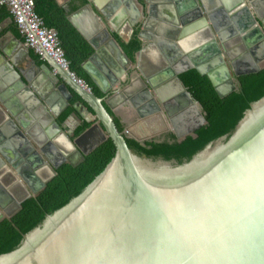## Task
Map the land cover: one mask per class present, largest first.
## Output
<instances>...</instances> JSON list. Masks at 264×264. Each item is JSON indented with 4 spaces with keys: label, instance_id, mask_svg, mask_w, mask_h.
<instances>
[{
    "label": "water",
    "instance_id": "water-1",
    "mask_svg": "<svg viewBox=\"0 0 264 264\" xmlns=\"http://www.w3.org/2000/svg\"><path fill=\"white\" fill-rule=\"evenodd\" d=\"M144 1L149 5L137 21L141 47L134 56L107 31L118 62L99 63L108 78L105 87L99 82L102 73L89 71L102 97L89 84L90 90L81 86L70 68L52 64L60 67L55 78L96 104L82 133H64L67 145L35 138V124L25 121V109L31 111L25 91L17 94L25 88L21 72L10 60L0 63V130L14 131L13 140L20 137L23 146L20 155L9 156L0 143V220L13 217L41 192L63 163L77 165L108 139L115 145L112 159L84 190L29 231L19 247L1 254L0 264H264V96L251 103L226 140L207 144L188 162L154 161L126 143V138L144 142L167 132L182 140L207 125L202 105L181 78L184 72L206 75L224 97L237 89L238 76L264 68V0H182L177 14L167 17L170 23L161 22L164 30L155 32L150 28L156 7ZM88 6L68 17L78 29L75 18ZM171 7L172 2L165 8ZM134 18L129 19L133 25ZM84 36L93 46L88 62L98 60L101 48ZM162 37L171 39L174 52L162 48ZM149 50L157 65L152 73L140 60ZM174 82L178 92L163 94ZM20 98L25 107L18 115L10 103ZM126 100L141 119L120 130L105 105ZM155 120L159 124L152 129ZM53 142L62 152L55 157ZM73 152L79 160L67 161Z\"/></svg>",
    "mask_w": 264,
    "mask_h": 264
},
{
    "label": "trees",
    "instance_id": "trees-1",
    "mask_svg": "<svg viewBox=\"0 0 264 264\" xmlns=\"http://www.w3.org/2000/svg\"><path fill=\"white\" fill-rule=\"evenodd\" d=\"M33 1L34 9L44 24L57 32L71 71L93 87L91 79L83 70V64L92 54L93 48L68 19L69 13L76 6L65 9L56 0ZM1 9L4 15L11 17L5 5H1ZM13 24L17 29L14 21ZM123 47L126 53L133 57L141 47V41L135 34L129 42L123 43ZM181 78L193 98L202 105L207 125L201 127L196 135H189L182 140H176L171 134L144 142L126 138L128 147L138 155H145L154 161L162 159L175 164L188 162L207 144L214 143L221 137H225L226 140L251 103L264 96V68L238 76L237 89L224 97L216 92L208 77L196 69L184 72ZM114 120L122 130L123 126L119 119ZM89 124L86 121L80 124L75 136L82 133ZM114 154L115 145L108 139L87 154L77 165L66 162L59 166L56 175L47 182L41 192L24 201L22 208L13 217L0 220V255L19 247L29 231L41 226L48 215L80 194L105 168Z\"/></svg>",
    "mask_w": 264,
    "mask_h": 264
},
{
    "label": "crops",
    "instance_id": "crops-1",
    "mask_svg": "<svg viewBox=\"0 0 264 264\" xmlns=\"http://www.w3.org/2000/svg\"><path fill=\"white\" fill-rule=\"evenodd\" d=\"M181 1L182 0H151L156 7L154 9V14L156 15L154 16V21L151 23L150 31L155 32L156 29L158 30L161 28L164 30L163 27L160 26V23H170L167 17L172 18L173 13L177 14L182 5ZM56 2L65 9H71V7L75 5V9H73L69 15L76 11L81 5L89 3V9L81 12L75 18L77 25L81 29H78L70 20L69 21L84 38V34L89 36V39L92 40L96 46L101 48V53L97 57L98 60L96 59V61L88 62V58L83 64V70L89 78V71H100L103 76L102 79L100 78L101 80L99 79V82L102 87H105L108 78L99 68V63L106 58L117 61L116 54L118 53L115 48V43L112 41L107 31L111 33L112 37L125 51L123 43L129 42L135 34L137 35V21L145 17L149 3L144 0H66V3H59L56 0ZM170 2L173 3L174 7L165 8L166 4ZM142 13L144 16H142ZM130 17H135L134 25L130 23ZM167 28L168 27H165L166 33H172V30H166ZM86 40L91 45L89 40ZM170 40L171 39L168 40L167 37L160 38L162 48L169 53L174 52V46L169 42ZM111 41L114 45L110 43ZM152 54V50H149L140 59L143 67L146 70L149 69L151 73L154 72L152 70L157 66ZM4 60L6 62L10 60L12 64H14V68L19 69L21 72L19 78L24 82L25 88H21L22 90L18 91L17 94L25 91L23 100L25 98L26 104H28L31 109V111L25 109L27 112L24 114L25 121H30V126L35 124L34 130H32L35 138L40 142L44 141L45 138L48 141L58 139L61 141L62 145L63 143L67 145L68 142L64 133L71 134L70 136L74 137V133L78 126L86 119L92 118L88 110L94 112L92 105L96 107V104L93 101L82 99L61 77L58 79L55 78V76H59L58 70H60V67L53 69L52 64H57V62L53 58L48 61L47 58L40 57L34 49L26 44L23 37L15 28L12 17L4 15L0 4V63ZM50 69H53V71L50 72ZM92 83L93 90L97 96L102 97L104 93L101 91V87L93 81ZM5 87L9 88L8 85ZM178 88L179 86L175 82L170 83L162 90V93H177ZM15 90L19 89L16 88L14 91ZM18 100L20 102H12L10 105L17 109L16 113L18 112L19 115L21 112L19 109H22V106L25 107V105L20 104L23 103L21 98ZM105 106L113 117L119 119L123 127L125 125L137 124L141 119L136 106L130 100L119 102L112 108L109 105ZM158 124L159 123L155 120L154 125L150 127L154 129ZM143 129L146 130V128H135L138 133H141ZM13 132H10V134L8 132L7 134L5 130H0V143L3 144V149L5 148L4 150L9 156L20 155L23 151V146L20 144L22 140L20 137L13 140ZM168 134L173 135L171 132H167L161 137ZM53 146V150H55V152H51L54 155L53 157H55L56 154H62L59 147H57L54 142Z\"/></svg>",
    "mask_w": 264,
    "mask_h": 264
},
{
    "label": "built area",
    "instance_id": "built-area-1",
    "mask_svg": "<svg viewBox=\"0 0 264 264\" xmlns=\"http://www.w3.org/2000/svg\"><path fill=\"white\" fill-rule=\"evenodd\" d=\"M0 4L9 9L19 34L30 48L40 57L44 58L48 54L60 66L69 68L70 63L60 46L57 32L44 24L34 9L33 0H0ZM77 82L86 90H90L88 83L82 78H77Z\"/></svg>",
    "mask_w": 264,
    "mask_h": 264
},
{
    "label": "flooded vegetation",
    "instance_id": "flooded-vegetation-1",
    "mask_svg": "<svg viewBox=\"0 0 264 264\" xmlns=\"http://www.w3.org/2000/svg\"><path fill=\"white\" fill-rule=\"evenodd\" d=\"M180 101H184V97H180L179 99ZM114 119H117L115 117H113ZM75 136V133H74ZM67 157V161H72V162H77L79 160V155L76 152L71 153L70 155L66 156ZM60 159H56V161L58 162ZM66 163V162H65Z\"/></svg>",
    "mask_w": 264,
    "mask_h": 264
}]
</instances>
